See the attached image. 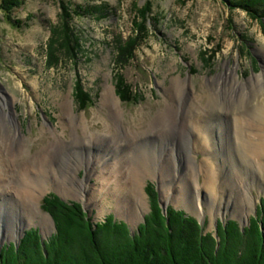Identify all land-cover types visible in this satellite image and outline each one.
<instances>
[{"label":"rangeland","instance_id":"rangeland-1","mask_svg":"<svg viewBox=\"0 0 264 264\" xmlns=\"http://www.w3.org/2000/svg\"><path fill=\"white\" fill-rule=\"evenodd\" d=\"M62 5L73 55L57 38ZM250 14L233 0H23L13 17L32 18L17 28L0 11V252L18 248L30 228L41 243L56 233L42 209L50 195L79 204L93 229L110 217L130 236L152 210L169 224V208L194 218L216 249L219 224H256L263 234L264 156L251 148L264 128L251 115L264 95L225 113L204 106L224 85L263 77L264 17ZM77 85L90 100L84 108ZM142 149L154 165L137 172Z\"/></svg>","mask_w":264,"mask_h":264},{"label":"trees","instance_id":"trees-1","mask_svg":"<svg viewBox=\"0 0 264 264\" xmlns=\"http://www.w3.org/2000/svg\"><path fill=\"white\" fill-rule=\"evenodd\" d=\"M233 2L252 12L254 15H250L253 17L257 14L264 17V0ZM22 4L23 0H0L4 20L17 28L28 26L26 22L32 18L27 15V20L23 22L13 17V11ZM149 7L147 2L146 8ZM62 9L57 38H61L63 51L73 55L75 48L68 36L70 15L63 5ZM62 39L65 41L63 44ZM132 43L124 45L126 56H131ZM49 47L55 48L51 44ZM75 87V100L84 108L90 100L79 85ZM117 88L123 100H130L120 83ZM150 184L146 185L145 191L151 198L150 202L155 204L157 195ZM260 206V225L264 228V203ZM42 209L52 215L56 233L41 243L35 230L26 231L18 248H6L0 252V264H264V233L256 224L244 232L239 231L235 221L219 224L216 233L220 241L216 249V241L210 233H203L194 218L185 217L181 211L170 208L169 224L159 210H152L140 231L131 236L122 227L123 224L113 223L110 217L102 224L97 223L93 229L79 204H68L54 195L43 198Z\"/></svg>","mask_w":264,"mask_h":264},{"label":"bare ground","instance_id":"bare-ground-1","mask_svg":"<svg viewBox=\"0 0 264 264\" xmlns=\"http://www.w3.org/2000/svg\"><path fill=\"white\" fill-rule=\"evenodd\" d=\"M262 75H260V76H263V77H257L256 79H254V80H251L252 81V84H249L248 86H245V87H247L246 89H245V87H242V88H239V87H231V88H229V89H227V87L224 85L223 87H222V91L220 92L219 91V93L222 95H218V97L217 96H214L213 98L212 97H209V99H208V102H206L205 103V108L206 109H208V111L210 110V111H212V110H214V111H216V112H220V113H225V112H222V110H229V108H234V107H238V106H240V105H242V104H244L245 102H247V101H250V100H253L254 101V99H255V101L256 100H258V98H259V96L261 97L262 95H264V88L262 87V85H263V83H264V73H261ZM254 81V82H253ZM174 83V82H173ZM237 88H239V89H237ZM112 95H110V94H108L107 95V97H108V99H107V102L108 103H110L111 104V107H113L114 109H115V99L113 98V96L111 97ZM238 98H239V100H238ZM114 99V100H113ZM254 101V102H255ZM244 106H245V104H244ZM243 106V107H244ZM243 107H238V108H236V110L237 109H243ZM111 111H113L112 109H111ZM233 111H235V110H233ZM114 112H115V110H114ZM232 112V111H231ZM197 115H196V114ZM254 113H255V117L254 118H256V121H257V126H260L261 128H259V127H257L258 129H261L262 130V128H264V124H263V122H264V103H257V104H255L254 106H253V115H251V116H254ZM162 115H165L163 112L161 113ZM195 114V116H193ZM198 115H199V112L197 111H194V110H189V116H191L190 117V119H194V118H196V117H198ZM226 115V114H225ZM166 116V115H165ZM188 116V117H189ZM187 117V118H188ZM157 118V117H156ZM241 118V117H240ZM194 121H196V122H198V121H200V119H196V120H194ZM82 125V124H81ZM151 125V124H150ZM160 126V125H159ZM249 127V126H248ZM200 127L198 126L196 129L197 130H200L199 129ZM235 128V127H234ZM84 129V127H82V130ZM234 130V129H233ZM248 130V129H247ZM194 131H195V129H194ZM236 131V130H235ZM196 132V131H195ZM196 134H198V138H199V140H201L200 141V143H203V144H206L207 143V137H206V134L207 133H205L204 131L202 132V131H199V132H196ZM241 134V133H240ZM145 135V134H144ZM254 136V135H253ZM138 138V137H137ZM259 138H261V140H260V143H258L257 144V146L256 147H254V148H251L252 149V151H251V153H253L255 156H259V157H262V156H264V134L263 135H260L259 136ZM117 140V139H116ZM255 140V139H254ZM248 142V141H247ZM253 143V142H252ZM203 144L202 145H200L199 147H200V149H205V147L206 146H203ZM208 144V143H207ZM251 144V143H250ZM250 147H248V149H249ZM141 150V149H140ZM142 152L143 153H141V151H140V153H139V159L138 160H140L139 161V163L137 164V165H140V168L138 167H136V171L138 172H142V171H147V170H151L150 169V167H153V157H152V155H153V152L150 150L149 152L148 151H144L143 149H142ZM152 152V153H151ZM134 154V153H133ZM141 155V156H140ZM164 163V162H163ZM261 165V164H260ZM127 168V167H126ZM114 169V168H113ZM140 169V170H139ZM209 169H211V168H209ZM208 168H204V171H206L205 172V174H206V178H207V181L209 180V175H210V170H209ZM27 170V169H26ZM106 170V169H105ZM108 170V169H107ZM116 170V169H115ZM131 170V169H130ZM0 172H1V168H0ZM35 172V171H34ZM109 172V171H108ZM27 173V172H26ZM106 174V173H105ZM14 175V174H13ZM24 175V174H23ZM50 175V174H49ZM112 176L113 174H112V172H111V170H110V172H109V176ZM134 175V174H133ZM139 175V174H138ZM1 176V175H0ZM104 176V175H103ZM99 177V176H98ZM135 177V176H134ZM32 178V177H31ZM71 178V177H70ZM133 178V177H132ZM136 178V177H135ZM24 180V179H23ZM66 181H67V179H65ZM105 180V179H104ZM29 181V180H28ZM207 181H205L204 182V184L206 185V183H207ZM3 183V181L1 180V178H0V183ZM29 182H31V181H29ZM34 182V181H33ZM64 182V181H63ZM29 184V183H28ZM34 184V183H33ZM32 184V185H33ZM151 185V184H150ZM5 186V185H4ZM18 186H19V184H18ZM0 187H1V185H0ZM3 187V186H2ZM31 187L32 186H30V187H25V188H23V190H24V193L25 194H29V196H28V198H32V189H34L33 187H32V189H31ZM8 188V187H7ZM17 188V187H16ZM21 188V187H20ZM35 190V189H34ZM211 191V190H210ZM67 193V192H66ZM215 193V192H214ZM18 196V195H17ZM148 196V195H147ZM212 196H214V195H212ZM149 197V196H148ZM182 202V201H181ZM24 205H26V204H24ZM188 207V206H187ZM26 212V211H25ZM44 220H45V218H44ZM46 221V220H45ZM46 224V223H45Z\"/></svg>","mask_w":264,"mask_h":264}]
</instances>
